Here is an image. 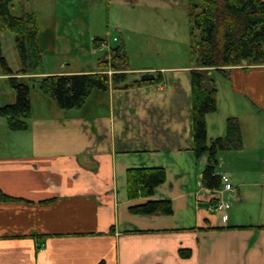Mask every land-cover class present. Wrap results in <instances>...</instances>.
I'll return each instance as SVG.
<instances>
[{
    "label": "crops",
    "instance_id": "0c3cea01",
    "mask_svg": "<svg viewBox=\"0 0 264 264\" xmlns=\"http://www.w3.org/2000/svg\"><path fill=\"white\" fill-rule=\"evenodd\" d=\"M160 74V84L93 90L81 109L53 102L52 110H37L31 92L24 132L0 118V190L14 199L0 201V264H264V169L261 185L224 170L240 197L212 212L215 196L200 172L208 156L197 160L192 149L189 71ZM231 77L251 99L258 85L264 93V66L234 68ZM245 79L250 90L241 88ZM10 98L0 107L17 100ZM143 167L164 168L167 180L153 197L130 199L127 171ZM156 199H170L173 214L130 210Z\"/></svg>",
    "mask_w": 264,
    "mask_h": 264
},
{
    "label": "trees",
    "instance_id": "16d2710c",
    "mask_svg": "<svg viewBox=\"0 0 264 264\" xmlns=\"http://www.w3.org/2000/svg\"><path fill=\"white\" fill-rule=\"evenodd\" d=\"M15 1L0 0V33L11 31L15 34L22 67L14 72L2 52L0 40V64L3 74L9 76L10 85L16 93V102L0 107V118L7 122L13 132L29 129V119L33 114L32 85L37 82L42 92L51 97L63 110L81 109L93 90L108 91L111 87L129 88L160 84L161 74L151 82L140 78L128 82L129 58L125 46L111 50L110 56L100 61L101 72L69 75H47L37 78L43 65L44 50L39 38L36 15L24 13L14 16L11 6ZM191 32V102L193 126V150L197 160L205 155L208 163L203 168V184L211 190L223 188L218 154L239 150L243 147L241 124L237 117L226 120L224 137H218L209 144L207 117L218 112L219 101L212 72L222 73L232 80L233 68L264 66V1L263 0H189ZM100 40V39H97ZM95 40V44L97 42ZM108 70L114 71L112 75ZM129 198L153 197L158 188L167 180L162 167L131 168L127 171ZM0 201H14L0 190ZM132 213L150 216H169L174 212L170 199L148 200L145 204L130 208ZM180 255L191 257V251L183 249ZM105 264V263H100Z\"/></svg>",
    "mask_w": 264,
    "mask_h": 264
},
{
    "label": "rangeland",
    "instance_id": "374dc122",
    "mask_svg": "<svg viewBox=\"0 0 264 264\" xmlns=\"http://www.w3.org/2000/svg\"><path fill=\"white\" fill-rule=\"evenodd\" d=\"M31 12L36 15L44 50V63L39 69L41 73L98 68L103 57H108L111 50L118 46L126 48L129 82L142 76L136 71L152 70L156 78L163 73L168 79L174 72L188 70L190 74L192 69L189 0H22L15 1L11 6L14 16ZM0 40L9 67L18 72L22 63L15 34L2 32ZM3 73L0 64V75ZM211 78L215 79L219 90V109L207 117L209 144L218 137H224L229 117L239 119L243 135L242 149L218 154L220 165L217 171L229 170L246 185L249 182H253L251 185L260 182L257 184L261 185L258 172L264 169V93L260 85L256 91H249L254 100L234 87L232 80L222 73L212 72ZM249 80H243L244 84L240 80L241 88L250 90ZM34 85L32 97L35 109L50 107L52 110L51 104L55 101L42 92L37 82ZM12 93L16 95L9 79L0 78V103H10ZM92 99L94 109L98 103L94 101L95 96ZM204 167L200 168V172ZM250 191H253L252 188ZM239 197L234 187L226 192L224 199L230 206L227 209Z\"/></svg>",
    "mask_w": 264,
    "mask_h": 264
},
{
    "label": "built area",
    "instance_id": "2783aa9c",
    "mask_svg": "<svg viewBox=\"0 0 264 264\" xmlns=\"http://www.w3.org/2000/svg\"><path fill=\"white\" fill-rule=\"evenodd\" d=\"M222 177V183H223V188L221 190H215V191H211L209 189L208 192L211 195H216L217 198L214 201L212 207V212H215L216 210H220V209H227L229 206V203L226 202V200L224 199V197L226 196V192L233 190V185L230 183V177L228 176V174H223L221 175ZM235 191V190H234Z\"/></svg>",
    "mask_w": 264,
    "mask_h": 264
},
{
    "label": "water",
    "instance_id": "95a60500",
    "mask_svg": "<svg viewBox=\"0 0 264 264\" xmlns=\"http://www.w3.org/2000/svg\"><path fill=\"white\" fill-rule=\"evenodd\" d=\"M142 81H145V82H151V81H154L155 79V74L154 73H145L141 76L140 78Z\"/></svg>",
    "mask_w": 264,
    "mask_h": 264
}]
</instances>
